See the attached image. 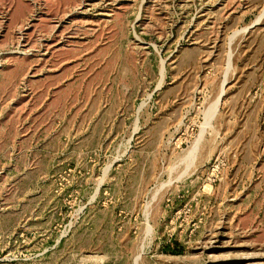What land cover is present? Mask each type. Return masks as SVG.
Instances as JSON below:
<instances>
[{"label":"rangeland","instance_id":"obj_1","mask_svg":"<svg viewBox=\"0 0 264 264\" xmlns=\"http://www.w3.org/2000/svg\"><path fill=\"white\" fill-rule=\"evenodd\" d=\"M263 10L0 0V264H264Z\"/></svg>","mask_w":264,"mask_h":264},{"label":"water","instance_id":"obj_2","mask_svg":"<svg viewBox=\"0 0 264 264\" xmlns=\"http://www.w3.org/2000/svg\"><path fill=\"white\" fill-rule=\"evenodd\" d=\"M263 12H264V10H263ZM262 15H263V13L261 14V16H262ZM255 23H256V22H255ZM255 23H253V24H255ZM253 24H252V25H253ZM252 25H250V26H252ZM247 28H248V27H247Z\"/></svg>","mask_w":264,"mask_h":264}]
</instances>
